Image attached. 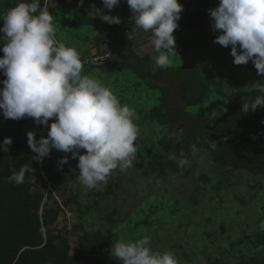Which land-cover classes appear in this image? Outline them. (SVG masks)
I'll return each mask as SVG.
<instances>
[{
	"label": "trees",
	"instance_id": "16d2710c",
	"mask_svg": "<svg viewBox=\"0 0 264 264\" xmlns=\"http://www.w3.org/2000/svg\"><path fill=\"white\" fill-rule=\"evenodd\" d=\"M197 1L180 0L184 10L178 23L188 30L206 32L209 13L203 4ZM217 1L220 2V0ZM19 2L20 0H8L5 12ZM194 3H196L195 6ZM79 4L80 0H49V9L53 15L56 30L61 28L69 32V35L75 32L72 36V40L77 43L75 49H79L78 44L85 47L84 52L78 50L82 60L90 57V44L93 37L89 35L82 37L76 34V31L80 28H90L97 32L98 37H103L105 34L114 35L111 39L112 43L104 51L113 50V57L99 68H89L103 70L113 63H119L125 70L130 69L139 77L141 76L152 89L160 93L158 105L150 110V118L165 129L160 136L159 148L154 147L143 152L142 156L145 157L146 163L141 169V177L153 178L154 183L161 179V186L164 187L171 177L175 180L179 176L185 180L193 172L192 169L188 170V164L191 161L198 163L194 157L204 156L213 167L217 181L211 183L206 174H202L198 177V185L210 186L214 194L221 199V193L224 190L228 191L241 186L242 174H252L253 180L249 189L254 192L252 197L259 199L261 203V214L255 222V229L250 234L242 236L238 242L230 243L220 250L221 255L218 258L213 260L209 257L207 262L208 264H264V229L261 228V224L264 223V135L255 141L246 140L236 147L226 148L216 138L205 133L194 144L192 156L185 163H179L172 153V146L178 143L175 148L176 153L181 159L185 158L188 156L191 140L199 135L204 127L193 128L187 134L185 130L178 128L177 122L168 123L169 108L167 111L164 108L166 105L173 104V97L168 89L159 87L157 80L159 76L166 75L170 88L175 86L176 89L178 85L177 90L191 95L199 92L200 98L190 99V106L186 108L192 113L196 109L189 118H195V122L204 124L207 122V125H212L214 132L228 144L234 143L243 136L258 133L264 128L262 123L264 108L245 114L242 111L241 99V97L254 98L260 95L261 91H234L224 101L214 100L212 88L216 82L213 78L203 76L201 71L189 62L191 45L189 42L185 44L177 42L175 45L178 48L183 47L181 50L183 65L154 71L152 58L138 57L133 44L126 39L124 46L129 57H119L117 61H114L113 59L119 55L120 51V48L116 46L121 31L120 24L110 25L101 21L99 16L94 18L89 15L91 10L89 6L92 5L104 10V13L109 11L104 8L103 0H83V6ZM126 6L127 2L121 1L119 6L111 10ZM2 27L3 22L0 25V28ZM124 33L127 36L129 32L126 30ZM1 34L2 32L0 36ZM222 49L233 62L234 57L230 55L231 46L222 47ZM3 55L4 53L0 51V57ZM236 66L241 67L245 73L257 72L252 61H249L247 65ZM5 78L0 72V81ZM2 87L3 84L0 83V88ZM207 103L208 106H206ZM217 107L220 108L218 114L212 116ZM28 130L35 131L36 138L39 139L41 136H47L49 127L36 125L34 119L29 117L18 121L5 120L0 112V143L5 137L13 138L9 151H0V264H121L116 259L111 262L105 261V256L109 253L115 237L113 230L116 221L112 220V215L108 217L111 224L109 230L89 229L87 226L90 224L87 218L92 215L94 205L96 206L97 201L104 200L108 192L103 194L89 190L88 199L93 201V205L90 206L84 205L75 194L60 203L55 194L65 191L80 174L77 168L78 158L71 159V153L53 149L49 157L40 162L36 157L38 154L28 146ZM135 144L137 146L136 141ZM65 156L69 157V161L61 167L58 162ZM38 163L41 164V169L38 168ZM25 164L34 170L26 173L24 183L21 185L9 183L8 177L12 171H19ZM182 169L185 171L182 172ZM192 199L195 201L196 198ZM236 200L239 199L236 198ZM72 206L76 208L77 222L69 228L65 213L70 212ZM61 215H64L65 226L57 231L52 230Z\"/></svg>",
	"mask_w": 264,
	"mask_h": 264
},
{
	"label": "clouds",
	"instance_id": "9594fccd",
	"mask_svg": "<svg viewBox=\"0 0 264 264\" xmlns=\"http://www.w3.org/2000/svg\"><path fill=\"white\" fill-rule=\"evenodd\" d=\"M135 25L152 31L151 43L158 53L153 70L172 66L175 49L174 31L184 10L180 0H126ZM121 0H103L104 8L113 9ZM79 6H83L80 0ZM210 23L217 35L213 43L231 46L234 65L253 62L257 75L264 76V0H220L208 9ZM89 15L119 25L121 17L105 14L91 6ZM3 27L0 43V112L5 120L33 118L36 125L49 127L47 136L36 138L27 133L29 148L40 162L53 149L78 158L80 183L88 190L100 188L117 169L123 172L133 165L138 148L136 111L121 104L119 97L99 79L82 75L83 60L77 49L56 39L49 0H20L0 15ZM242 99L247 114L264 108V89L254 98ZM54 118V119H53ZM52 120L49 125V121ZM264 123V122H262ZM12 137H5L0 151L8 152ZM81 150H86L81 154ZM69 157L61 158L62 167ZM183 164L185 161H178ZM34 169L27 164L13 170L9 183L21 185L26 173ZM264 229V223L261 224ZM151 237L134 241L118 240L111 247L112 256L121 264H179L172 251L153 250Z\"/></svg>",
	"mask_w": 264,
	"mask_h": 264
},
{
	"label": "rangeland",
	"instance_id": "374dc122",
	"mask_svg": "<svg viewBox=\"0 0 264 264\" xmlns=\"http://www.w3.org/2000/svg\"><path fill=\"white\" fill-rule=\"evenodd\" d=\"M7 2L8 0H0V12H3L0 15L6 13ZM197 2H201L207 12L208 9L219 5L217 0H198ZM101 11L104 12L102 9ZM105 13L121 17L120 28L123 32L128 30L129 33L125 39L133 44L138 57L142 59L150 56L153 60V57L158 55L151 43L152 31H144L135 25L134 20L131 19L133 14L128 4L125 8L109 10ZM2 22L0 20V25ZM206 25V32L188 30L179 25L173 34L176 43L191 44L189 62L198 68L203 76L215 80L212 98L224 101L234 91L264 89V76L257 75V72L245 73L241 67L233 64L221 45L213 43L220 33L212 30L210 16ZM74 33L69 35V32L60 28L56 30V39L75 48L77 43L72 40ZM76 34L82 37L86 35L98 37L97 32L90 28H80ZM2 47L3 44L0 43V48ZM78 48L77 51L84 52V46L78 44ZM182 48V46L179 48L175 46L177 53L171 57L173 67L184 64ZM121 54L129 57L126 46L120 48L119 55ZM82 75L99 79L119 97L122 105L126 104L135 109L137 114L135 122L139 129L136 140L137 158L133 165L123 172L119 169L115 170L106 184L94 189L96 193L108 192V195L104 200L97 201L96 206L94 205L92 215L87 218L90 222L89 225L87 224L89 229L109 230L111 224L108 217L112 215V220L116 221L112 245L118 240L134 241L143 236H150V246L153 250L172 251L179 264H208L209 257L213 260L218 258L221 255L220 250L230 243L238 242L242 236L250 234L255 229V222L261 214V203L259 199L252 197L254 192L249 189L253 180L252 174H242L241 186L228 191L224 190L221 193V199L214 194L210 186L198 185V177L202 174H206L211 183L217 181L213 167L204 156L194 157L198 163L191 161L188 164V170L192 169L193 172L185 180L179 176L175 180L171 177L162 187L161 179L154 183L153 178H142L141 169L146 163L145 157L142 156L143 152L146 149L159 148L160 136L165 129L150 118V110L158 105L160 93L152 89L141 76L139 77L130 69L125 70L119 63H113L103 70L83 66ZM157 83L163 89L170 88L166 75L159 76ZM138 84H140L139 87ZM208 105L207 103L206 106ZM217 108L212 116L218 114L220 108ZM198 110L201 109L198 108ZM85 151L81 150V152ZM39 167H41L40 163H38ZM183 171L185 169H182ZM78 177L67 186L65 191L56 193V199L61 203L75 194L84 205H93V201L88 199L89 190L80 183ZM37 185L39 186L38 183ZM192 198H196V202ZM70 209L71 213H65L68 227L77 222L76 208L72 206ZM63 217L64 215H61L52 230L57 231L65 226ZM112 260L115 258L110 249L105 256V261Z\"/></svg>",
	"mask_w": 264,
	"mask_h": 264
},
{
	"label": "flooded vegetation",
	"instance_id": "af4514ba",
	"mask_svg": "<svg viewBox=\"0 0 264 264\" xmlns=\"http://www.w3.org/2000/svg\"><path fill=\"white\" fill-rule=\"evenodd\" d=\"M177 88H178V85L176 86V89H175V86H173L172 88H168L169 93L173 97V104L172 105H170V104L166 105L165 108H164L165 111H167L168 108H169V111L167 112V121H168V123L177 122L178 128H181L182 130H185L187 134L190 132L191 129L193 130V128H196V127H204V129L202 131H204V130H212V131H214L213 130V126L212 125H207V122H205V124H204V123H200V122H195V120H194L195 118L194 119L193 118H189V115L190 114L193 115L195 113L196 109H195L194 113H192V111L188 112L186 110L187 106H190V102H189V101H191L190 99L198 100L200 98V96H201L200 93L196 92L194 95H191L188 92L181 91L179 89L177 90ZM198 93H199V95H197ZM201 132H199V134ZM183 141H185V140H183ZM190 145H191V143H190ZM193 147H194V145H193ZM189 151H190V146H189ZM192 151H193V148H192ZM191 156H192V152L190 154L188 153V156H186L187 159L185 160V162Z\"/></svg>",
	"mask_w": 264,
	"mask_h": 264
},
{
	"label": "water",
	"instance_id": "95a60500",
	"mask_svg": "<svg viewBox=\"0 0 264 264\" xmlns=\"http://www.w3.org/2000/svg\"><path fill=\"white\" fill-rule=\"evenodd\" d=\"M29 131H33V130H28ZM27 132V133H28ZM205 133H208L210 134L212 137L216 138L224 147L226 148H233V147H236L238 146L240 143H242L243 141H246V140H257L259 137L263 136L264 135V128H262L258 133H255V134H250V135H246V136H243L241 138H239L237 141H235L234 143H231V144H228L226 143L216 132L212 131V130H204L202 131L198 136H196L192 141H191V145H190V151H189V154L192 152V148H193V145L194 143ZM37 135V133H36ZM178 145V143L174 144L172 146V153L173 155L175 156V158L179 161H185L187 159L184 158V159H181L177 153H176V146ZM41 169V167H39ZM45 178V177H44ZM46 180V179H45ZM49 185V183H48Z\"/></svg>",
	"mask_w": 264,
	"mask_h": 264
},
{
	"label": "crops",
	"instance_id": "0c3cea01",
	"mask_svg": "<svg viewBox=\"0 0 264 264\" xmlns=\"http://www.w3.org/2000/svg\"><path fill=\"white\" fill-rule=\"evenodd\" d=\"M125 36H126L125 33L121 30L119 32L118 41H117V44H116V46H118V48H124ZM113 37H114V35L108 36L107 34H105L103 37L93 38V41L90 44L91 49H90L89 56L94 55V54H100V53L104 52L108 48V46L112 43L111 39ZM119 57L120 58L121 57H125V55H123V54L118 55L113 60L117 61L119 59ZM51 121L52 120H50L49 123Z\"/></svg>",
	"mask_w": 264,
	"mask_h": 264
},
{
	"label": "built area",
	"instance_id": "2783aa9c",
	"mask_svg": "<svg viewBox=\"0 0 264 264\" xmlns=\"http://www.w3.org/2000/svg\"><path fill=\"white\" fill-rule=\"evenodd\" d=\"M113 57V50H108L107 52L94 54L83 60V65L91 68H99L103 66Z\"/></svg>",
	"mask_w": 264,
	"mask_h": 264
}]
</instances>
